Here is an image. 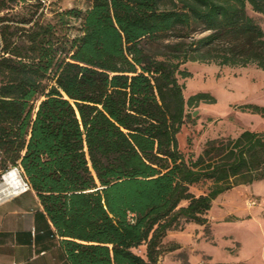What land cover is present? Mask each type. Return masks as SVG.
Here are the masks:
<instances>
[{"label": "trees", "instance_id": "1", "mask_svg": "<svg viewBox=\"0 0 264 264\" xmlns=\"http://www.w3.org/2000/svg\"><path fill=\"white\" fill-rule=\"evenodd\" d=\"M25 1L0 0V14ZM33 1L0 16V176L21 171L70 264H158L177 247L163 246L168 231L206 225L219 195L264 180V133L209 140L196 157L177 139L188 106L215 102L185 99L183 64L264 70L249 13L264 0H91L53 23Z\"/></svg>", "mask_w": 264, "mask_h": 264}, {"label": "rangeland", "instance_id": "2", "mask_svg": "<svg viewBox=\"0 0 264 264\" xmlns=\"http://www.w3.org/2000/svg\"><path fill=\"white\" fill-rule=\"evenodd\" d=\"M40 2L38 14L43 11V21L52 23L56 12L73 8L84 11L91 4V0ZM33 4V0H26L0 16L20 18L28 10L34 11ZM249 13L264 31V15ZM76 33L72 28L71 34ZM181 69L190 73L188 77L178 76L186 100L197 93H207L215 99L213 104L201 102L187 107V116L177 136L178 147L186 157L201 154L209 140L235 139L244 131L264 133V113L250 107L264 108V70L254 64L230 67L201 62H187ZM19 173L24 179L20 170ZM259 182L231 189L214 200L207 224L199 227L198 243L204 262L264 264V209L257 211L261 208L260 200L251 192L252 189L264 191V185ZM208 186L209 182H205L190 190L200 195L207 192ZM137 252L141 253L142 249Z\"/></svg>", "mask_w": 264, "mask_h": 264}, {"label": "crops", "instance_id": "3", "mask_svg": "<svg viewBox=\"0 0 264 264\" xmlns=\"http://www.w3.org/2000/svg\"><path fill=\"white\" fill-rule=\"evenodd\" d=\"M259 183L264 185V182ZM240 186L246 185L237 187ZM251 192L260 200L261 208L257 211L264 209V191L252 189ZM237 203L239 202H233L234 205ZM199 227L198 224L188 223L182 230L168 231L163 239V246L177 247L171 251H163L158 264L204 262L201 258L202 247L198 243ZM206 263L224 264L208 261ZM0 264H70L53 225L32 190L0 203Z\"/></svg>", "mask_w": 264, "mask_h": 264}, {"label": "bare ground", "instance_id": "4", "mask_svg": "<svg viewBox=\"0 0 264 264\" xmlns=\"http://www.w3.org/2000/svg\"><path fill=\"white\" fill-rule=\"evenodd\" d=\"M22 178L18 170L11 169L3 175L0 183V198H6L21 190Z\"/></svg>", "mask_w": 264, "mask_h": 264}, {"label": "built area", "instance_id": "5", "mask_svg": "<svg viewBox=\"0 0 264 264\" xmlns=\"http://www.w3.org/2000/svg\"><path fill=\"white\" fill-rule=\"evenodd\" d=\"M14 169L18 170V168H14ZM18 171H19V170H18ZM29 190H30V187H29L28 183L26 182L25 179L22 178V186H21V190H20L18 193L13 194V195H11V196H9V197H6V198H0V203H2L3 201H5V200H7V199H10V198H12V197H14V196H17V195L23 194V193H25V192H28ZM200 264H207V263H206V262H201Z\"/></svg>", "mask_w": 264, "mask_h": 264}, {"label": "water", "instance_id": "6", "mask_svg": "<svg viewBox=\"0 0 264 264\" xmlns=\"http://www.w3.org/2000/svg\"><path fill=\"white\" fill-rule=\"evenodd\" d=\"M3 178V177H2Z\"/></svg>", "mask_w": 264, "mask_h": 264}]
</instances>
